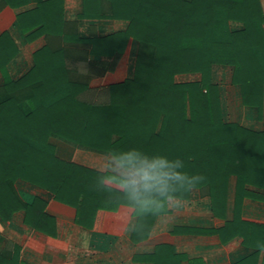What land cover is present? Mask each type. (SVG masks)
<instances>
[{
  "label": "trees",
  "instance_id": "16d2710c",
  "mask_svg": "<svg viewBox=\"0 0 264 264\" xmlns=\"http://www.w3.org/2000/svg\"><path fill=\"white\" fill-rule=\"evenodd\" d=\"M113 1L112 17L130 21L125 36L138 39L141 48L134 79L114 88L116 98L109 104L80 100L87 80L75 77L66 63L75 44L83 46L80 58L86 60L85 44L64 41V35L61 45L48 42L36 54L35 68L18 81L6 74L10 57L0 55L6 78L0 87V214L18 207L17 180L74 207L77 222L88 227L98 211L112 210L109 205L121 194L103 184L111 173L77 165L71 159L75 149L115 157L137 148L181 158L189 172L204 177L196 187L214 188L230 176L238 178L239 189L263 185L264 133L225 123L200 83L175 82L179 73L197 72L207 87L213 65H230L245 94H260L264 16L259 1ZM6 4L0 0V9ZM231 22L242 23L243 30H232ZM134 214L139 230L161 213ZM246 241L255 245L253 238Z\"/></svg>",
  "mask_w": 264,
  "mask_h": 264
},
{
  "label": "crops",
  "instance_id": "0c3cea01",
  "mask_svg": "<svg viewBox=\"0 0 264 264\" xmlns=\"http://www.w3.org/2000/svg\"><path fill=\"white\" fill-rule=\"evenodd\" d=\"M6 1L0 9V55L10 57L5 68L13 81L30 73L36 54L53 41L85 44L87 59L75 44L66 63L75 77L87 80L79 96L84 103L109 104L116 98L112 90L134 79L141 43L125 36L130 21L112 17L113 0ZM258 1L264 16V0ZM230 25L244 28L240 22ZM175 82L200 83L225 123L264 133V88L245 94L234 82L233 66L213 65L207 87L197 72L179 73ZM5 84L0 70V87ZM84 152L73 150L72 161L95 172L111 167L112 156L90 163L82 159ZM15 189L18 207L0 214V264H264V181L239 189L238 178L230 176L214 188L195 187L139 230L135 214L127 230L117 225L113 210L98 211L88 227L77 222L74 207L48 190L24 180Z\"/></svg>",
  "mask_w": 264,
  "mask_h": 264
},
{
  "label": "clouds",
  "instance_id": "9594fccd",
  "mask_svg": "<svg viewBox=\"0 0 264 264\" xmlns=\"http://www.w3.org/2000/svg\"><path fill=\"white\" fill-rule=\"evenodd\" d=\"M104 155L111 157L110 153ZM111 159V167L99 172H110L113 178L104 179L103 184L121 194L109 208L123 230H127L134 213L165 214L204 179L199 173L189 172L183 159L162 153L129 148Z\"/></svg>",
  "mask_w": 264,
  "mask_h": 264
},
{
  "label": "rangeland",
  "instance_id": "374dc122",
  "mask_svg": "<svg viewBox=\"0 0 264 264\" xmlns=\"http://www.w3.org/2000/svg\"><path fill=\"white\" fill-rule=\"evenodd\" d=\"M91 152L89 150H87V152H84L82 154V159L85 162L88 161V162L92 163V161H93V162L101 164L102 161L106 160V156L105 155L99 154V153H98V155L97 154L94 155V153L92 154ZM73 156H74V154L71 156V159H73Z\"/></svg>",
  "mask_w": 264,
  "mask_h": 264
}]
</instances>
